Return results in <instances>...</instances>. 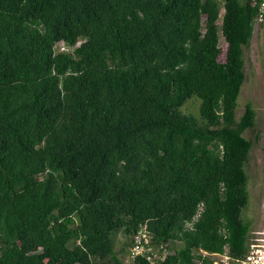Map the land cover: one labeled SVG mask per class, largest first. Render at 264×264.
<instances>
[{
    "label": "trees",
    "instance_id": "obj_1",
    "mask_svg": "<svg viewBox=\"0 0 264 264\" xmlns=\"http://www.w3.org/2000/svg\"><path fill=\"white\" fill-rule=\"evenodd\" d=\"M260 1L0 0V264H124L142 224L157 264L244 253Z\"/></svg>",
    "mask_w": 264,
    "mask_h": 264
},
{
    "label": "rangeland",
    "instance_id": "obj_2",
    "mask_svg": "<svg viewBox=\"0 0 264 264\" xmlns=\"http://www.w3.org/2000/svg\"><path fill=\"white\" fill-rule=\"evenodd\" d=\"M222 12V11H221ZM79 43V41L77 42ZM219 46L221 49L218 60H225L227 44L220 36ZM244 72L245 79L241 85L237 98L236 118H238L247 102H251L255 110V123L253 130L259 132V139L253 141L245 165L247 173V190L249 201L243 210V216L252 220V228L264 226V26L254 24L249 46L244 49ZM185 113L198 115V100L195 96L188 99L181 107ZM253 130H246L243 135L253 139ZM128 238L119 232L114 238V248L117 251L129 250ZM124 256V264H131L130 259Z\"/></svg>",
    "mask_w": 264,
    "mask_h": 264
},
{
    "label": "built area",
    "instance_id": "obj_3",
    "mask_svg": "<svg viewBox=\"0 0 264 264\" xmlns=\"http://www.w3.org/2000/svg\"><path fill=\"white\" fill-rule=\"evenodd\" d=\"M255 22L264 26V0L260 1ZM56 47L59 51H69L71 49L63 42H59ZM198 215L199 211L193 216L192 221L196 220ZM192 221L187 222L186 225L190 226ZM197 253L200 255L197 264H264V226L249 231L244 253L240 257L230 256L226 247L220 253L203 249H199ZM165 254L164 249L159 250L153 245L152 235L147 231L145 224L140 225L131 235L128 259L140 256L150 264H157L164 259Z\"/></svg>",
    "mask_w": 264,
    "mask_h": 264
}]
</instances>
